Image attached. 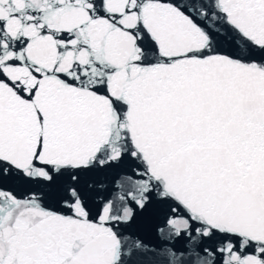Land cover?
<instances>
[{"label": "snow or ice", "instance_id": "obj_1", "mask_svg": "<svg viewBox=\"0 0 264 264\" xmlns=\"http://www.w3.org/2000/svg\"><path fill=\"white\" fill-rule=\"evenodd\" d=\"M0 264H264V0H0Z\"/></svg>", "mask_w": 264, "mask_h": 264}]
</instances>
